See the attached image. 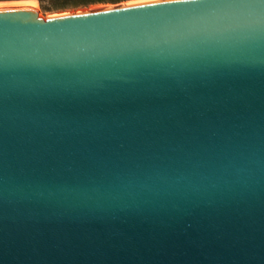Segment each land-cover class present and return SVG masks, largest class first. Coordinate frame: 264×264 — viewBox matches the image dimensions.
Instances as JSON below:
<instances>
[{"label": "water", "instance_id": "1", "mask_svg": "<svg viewBox=\"0 0 264 264\" xmlns=\"http://www.w3.org/2000/svg\"><path fill=\"white\" fill-rule=\"evenodd\" d=\"M135 3L0 7V264H264V17L137 48Z\"/></svg>", "mask_w": 264, "mask_h": 264}, {"label": "snow or ice", "instance_id": "2", "mask_svg": "<svg viewBox=\"0 0 264 264\" xmlns=\"http://www.w3.org/2000/svg\"><path fill=\"white\" fill-rule=\"evenodd\" d=\"M139 9L143 15H159L167 18L159 32H145L132 39L137 48L159 47L161 44H197L220 42L227 33L243 24L251 27L264 17V0H147L146 3L129 4L124 11ZM102 13H81L101 15ZM175 19L176 23H171ZM83 50V49H81Z\"/></svg>", "mask_w": 264, "mask_h": 264}, {"label": "rangeland", "instance_id": "3", "mask_svg": "<svg viewBox=\"0 0 264 264\" xmlns=\"http://www.w3.org/2000/svg\"><path fill=\"white\" fill-rule=\"evenodd\" d=\"M38 1L37 7L40 10V14L44 17L54 15L60 12H66V11H77L81 10L84 8L90 9V8H96V7H103V6H112L116 4H124V3H135V2H142V1H147V0H125L121 1L118 3H111V2H106V3H98V4H93L89 6H79L77 8H68V9H59V10H45L40 1ZM0 2H7L8 4H12L11 6H31L27 0H0ZM14 3V4H13Z\"/></svg>", "mask_w": 264, "mask_h": 264}, {"label": "trees", "instance_id": "4", "mask_svg": "<svg viewBox=\"0 0 264 264\" xmlns=\"http://www.w3.org/2000/svg\"><path fill=\"white\" fill-rule=\"evenodd\" d=\"M45 10H59L89 6L98 3H118L125 0H39Z\"/></svg>", "mask_w": 264, "mask_h": 264}, {"label": "bare ground", "instance_id": "5", "mask_svg": "<svg viewBox=\"0 0 264 264\" xmlns=\"http://www.w3.org/2000/svg\"><path fill=\"white\" fill-rule=\"evenodd\" d=\"M31 6L37 7V0H27ZM14 4V3H13ZM12 4H8L7 2H0V7L11 6Z\"/></svg>", "mask_w": 264, "mask_h": 264}]
</instances>
